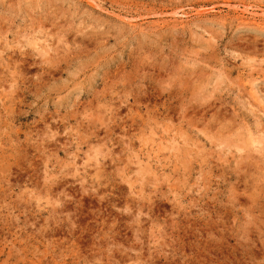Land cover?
<instances>
[{"label":"rangeland","instance_id":"obj_1","mask_svg":"<svg viewBox=\"0 0 264 264\" xmlns=\"http://www.w3.org/2000/svg\"><path fill=\"white\" fill-rule=\"evenodd\" d=\"M0 264H264V0H0Z\"/></svg>","mask_w":264,"mask_h":264},{"label":"bare ground","instance_id":"obj_2","mask_svg":"<svg viewBox=\"0 0 264 264\" xmlns=\"http://www.w3.org/2000/svg\"><path fill=\"white\" fill-rule=\"evenodd\" d=\"M250 62H251V61H250ZM242 64H243V63H242ZM261 69H262V68H261ZM255 72H256V71H255ZM250 83H251V82H250ZM243 84H244V83H243ZM246 85H247V84H246ZM246 85H245V86H246ZM246 87H247V86H246ZM251 88H252V87H251ZM251 88H250V89H251ZM249 91H250V90H249ZM250 94H252V93H250ZM250 94H249V95H250ZM260 141H261V140H260Z\"/></svg>","mask_w":264,"mask_h":264}]
</instances>
